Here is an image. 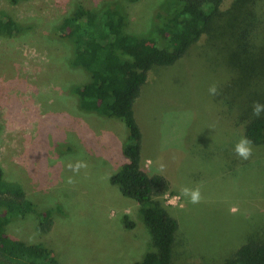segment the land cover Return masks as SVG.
Returning a JSON list of instances; mask_svg holds the SVG:
<instances>
[{
  "label": "rangeland",
  "instance_id": "374dc122",
  "mask_svg": "<svg viewBox=\"0 0 264 264\" xmlns=\"http://www.w3.org/2000/svg\"><path fill=\"white\" fill-rule=\"evenodd\" d=\"M103 1L0 0V15L18 26L0 34V167L51 218L48 231L39 232L29 212L12 218L5 232L45 245L57 264H132L152 249L136 201L109 182L126 159V128L115 117L79 108L70 87L86 82L87 74L71 66L72 46L58 31L77 4ZM117 1L127 31L142 34L150 32L156 11L169 13L178 4ZM253 9L264 23V3ZM214 26L172 64L148 70L132 103L141 167L166 181L155 196L177 221L169 264H219L248 238L264 240V145L252 144L247 160L234 152L252 104L237 87L245 79L235 84L231 57L237 55ZM254 41L260 44L261 35ZM212 84L218 95L209 94ZM79 160L88 168L74 173L67 165ZM182 186H199L201 202L180 196Z\"/></svg>",
  "mask_w": 264,
  "mask_h": 264
},
{
  "label": "trees",
  "instance_id": "16d2710c",
  "mask_svg": "<svg viewBox=\"0 0 264 264\" xmlns=\"http://www.w3.org/2000/svg\"><path fill=\"white\" fill-rule=\"evenodd\" d=\"M7 1L14 4L21 0ZM176 1L171 12L154 13L147 34L127 31L126 15L117 0L103 1L97 7L77 4L58 25L62 37L72 46L71 66L87 74L86 82L70 87L79 108L115 117L126 128L121 148L126 159L109 176V182L122 196L136 201L152 246L132 264H169L177 229V221L155 196L167 189L166 181L156 174L147 175L141 167V134L132 103L148 70L172 64L216 25L218 34L225 36L237 55L231 57L235 84L238 78L245 79L237 87L245 92L247 102L264 103V23L253 9L264 0H231L226 10L220 9L223 0ZM17 27L11 17L0 15V34L10 35ZM258 34L260 44L254 41ZM245 115L242 135L253 145H264V113L253 117L251 106ZM29 212L36 216V230L48 231L50 212L37 211L18 183L4 179L0 167V264H57L45 245L25 243L5 232L12 218ZM219 264H264V240L248 238Z\"/></svg>",
  "mask_w": 264,
  "mask_h": 264
},
{
  "label": "clouds",
  "instance_id": "9594fccd",
  "mask_svg": "<svg viewBox=\"0 0 264 264\" xmlns=\"http://www.w3.org/2000/svg\"><path fill=\"white\" fill-rule=\"evenodd\" d=\"M208 92L211 96L219 94V90L215 84L209 86ZM262 113H264V103H261L259 101L253 102L252 116L255 118H259L261 117ZM234 152L241 159H249V157L252 155V141L247 137L242 136L234 145ZM67 167H69L74 173H78L80 169H87L88 164L83 160H79L75 164H68ZM165 167L166 165L161 162L159 165L160 171L163 172ZM73 182L74 181L71 177L67 178V183L72 184ZM180 196L188 198V201L192 204H198L201 202L202 199L201 189L199 186L194 188L182 186L180 188ZM169 203H175V201H169ZM232 211L235 212L236 209L233 208Z\"/></svg>",
  "mask_w": 264,
  "mask_h": 264
},
{
  "label": "crops",
  "instance_id": "0c3cea01",
  "mask_svg": "<svg viewBox=\"0 0 264 264\" xmlns=\"http://www.w3.org/2000/svg\"><path fill=\"white\" fill-rule=\"evenodd\" d=\"M142 163V162H141Z\"/></svg>",
  "mask_w": 264,
  "mask_h": 264
}]
</instances>
